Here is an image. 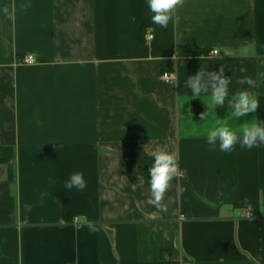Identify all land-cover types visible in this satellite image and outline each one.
Here are the masks:
<instances>
[{"label":"crops","instance_id":"0c3cea01","mask_svg":"<svg viewBox=\"0 0 264 264\" xmlns=\"http://www.w3.org/2000/svg\"><path fill=\"white\" fill-rule=\"evenodd\" d=\"M199 68L264 120V0H182L168 28L146 0H0V264H264V145L210 150ZM157 148L177 160L160 207Z\"/></svg>","mask_w":264,"mask_h":264},{"label":"clouds","instance_id":"9594fccd","mask_svg":"<svg viewBox=\"0 0 264 264\" xmlns=\"http://www.w3.org/2000/svg\"><path fill=\"white\" fill-rule=\"evenodd\" d=\"M182 0H146L148 15L153 25L168 28L173 21L175 10ZM187 88L193 98H202L207 104V111L201 113L205 124L206 143L210 150L221 153H231L237 146L241 149L252 150L264 145V120L252 116L251 122H241V118L249 113H255L260 107L257 95L248 89L231 92L230 79L226 78L224 71L202 70L199 68L195 75H189L186 80ZM246 83L254 86L253 79L248 78ZM189 99L177 100L179 111ZM227 101L228 115L221 117L215 114V109L223 107ZM191 113V109H188ZM236 121L241 123L236 124ZM148 185L150 187L149 203L160 207L168 190L170 181L177 173V160L175 156L164 148H157L151 152V166L148 168ZM87 188V181L82 171H73L62 183V189L70 192L75 189L82 192ZM87 228L96 231L94 223L89 222Z\"/></svg>","mask_w":264,"mask_h":264},{"label":"built area","instance_id":"2783aa9c","mask_svg":"<svg viewBox=\"0 0 264 264\" xmlns=\"http://www.w3.org/2000/svg\"><path fill=\"white\" fill-rule=\"evenodd\" d=\"M153 38V35L151 33H147V39L150 40ZM217 51L214 52V54H216ZM25 62L27 64H34L35 63V58L34 56L32 55H28L26 58H25ZM162 78L163 80L168 83V84H171V83H174L175 80H176V75L172 72H169V71H165L163 74H162ZM246 215L248 216H253L254 215V208L252 207V205H249V206H246ZM77 220V219H75ZM184 264H192L190 261H186Z\"/></svg>","mask_w":264,"mask_h":264},{"label":"trees","instance_id":"16d2710c","mask_svg":"<svg viewBox=\"0 0 264 264\" xmlns=\"http://www.w3.org/2000/svg\"><path fill=\"white\" fill-rule=\"evenodd\" d=\"M252 207L254 208V213H255V211L257 210V206L253 205Z\"/></svg>","mask_w":264,"mask_h":264}]
</instances>
